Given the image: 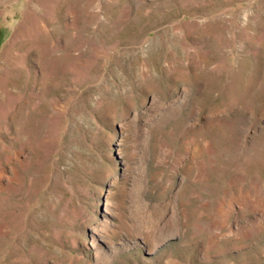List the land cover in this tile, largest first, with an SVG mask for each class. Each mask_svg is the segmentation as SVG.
<instances>
[{
    "label": "rangeland",
    "instance_id": "1",
    "mask_svg": "<svg viewBox=\"0 0 264 264\" xmlns=\"http://www.w3.org/2000/svg\"><path fill=\"white\" fill-rule=\"evenodd\" d=\"M0 264H264V0H0Z\"/></svg>",
    "mask_w": 264,
    "mask_h": 264
},
{
    "label": "bare ground",
    "instance_id": "2",
    "mask_svg": "<svg viewBox=\"0 0 264 264\" xmlns=\"http://www.w3.org/2000/svg\"><path fill=\"white\" fill-rule=\"evenodd\" d=\"M14 41V40H13ZM199 154V153H198ZM189 176V175H188ZM189 178V177H188ZM191 181V180H190ZM182 202V201H181ZM192 209V208H191ZM192 214V213H191ZM194 214V213H193ZM190 216V215H189ZM189 225V224H188Z\"/></svg>",
    "mask_w": 264,
    "mask_h": 264
}]
</instances>
